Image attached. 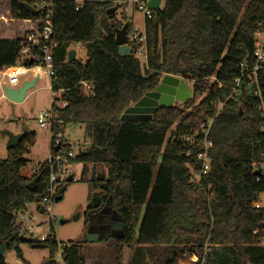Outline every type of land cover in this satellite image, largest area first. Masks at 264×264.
<instances>
[{
    "label": "trees",
    "instance_id": "16d2710c",
    "mask_svg": "<svg viewBox=\"0 0 264 264\" xmlns=\"http://www.w3.org/2000/svg\"><path fill=\"white\" fill-rule=\"evenodd\" d=\"M33 1L0 0L5 34L15 21L29 25L21 37L0 36V70L16 67L26 37L40 30L41 15L24 6ZM116 1L92 0L78 11L70 1L55 4L53 36L58 47L51 86L68 103L63 115L57 114L64 124L53 125L52 134L70 122L84 126L90 145L72 161L82 163L81 181L89 184L91 195L100 186L91 181L92 167L103 170L112 208L124 224L114 248L116 264H178L193 256L199 264H264V210L253 205L264 191V178L257 181L252 166L264 149L261 100L244 84L240 101H229L215 118L211 168L201 183L192 180L193 170L201 167L200 147L183 141L214 115L216 101L230 94L229 86L242 74L241 64H253L264 0H164L145 20L143 63L133 45L132 54L119 52L116 34L128 22L110 23L108 9ZM78 43L87 47L88 58L69 62L71 45ZM26 65L31 66L30 61ZM166 74L193 82L188 108L200 102L182 119L184 111L174 105L159 108L149 120H121ZM84 82L90 84L89 92ZM256 89L264 101V71L258 86L253 85ZM52 108L58 111L59 106L53 101ZM34 138L30 132L0 159V244L22 242L25 235L16 214L29 204L37 203L45 212L40 203L50 185V163H42L34 174L39 177L35 191L27 189L30 180L21 174L26 146ZM62 147L69 151L70 144ZM38 242L51 248L50 264H85L83 242L64 246L61 263L55 255L60 244L53 235ZM0 264L8 263L0 259Z\"/></svg>",
    "mask_w": 264,
    "mask_h": 264
},
{
    "label": "rangeland",
    "instance_id": "374dc122",
    "mask_svg": "<svg viewBox=\"0 0 264 264\" xmlns=\"http://www.w3.org/2000/svg\"><path fill=\"white\" fill-rule=\"evenodd\" d=\"M5 8L8 4L4 3ZM119 5V9L115 12L114 18L110 19V23H130L131 29L139 28L141 31L145 27L144 14L134 7L132 3L120 4L115 3L113 6ZM164 5V3H163ZM162 5V7H163ZM5 24L0 21V36L3 37H21L23 36L24 28L26 26L22 21H15L11 24L10 33L5 34V28L2 26ZM123 27V26H122ZM129 32V33H130ZM71 49L77 52L76 59L79 61H86L88 58V49L82 44H73ZM141 63L144 59H140ZM33 77L39 78L36 85L30 89L22 103H11L6 98L0 97V159H6L9 156V150L7 149L8 136L4 134V131L8 130L13 133H18L24 126H27L31 133L35 134V138L32 144L26 146V152L23 157L27 160L26 165L21 169V174L29 178V183L35 179L34 174L37 172L39 166L47 161L52 153V136L53 132L50 125L41 127L36 119L37 115L41 111L51 110L53 101L57 106L61 107V92L52 90L51 78L45 74L42 69L35 68L28 76L21 78V84L25 80ZM6 79L0 71V95L2 93L1 85L3 80ZM187 80V79H186ZM193 87V82L187 80ZM187 101V100H186ZM185 102H176L175 105L184 111V117L195 105L200 102L196 100V103L190 108L187 107ZM64 140L67 144H70V149L77 155L80 151H84L86 145L89 144V139L86 136L85 128L82 124L70 122L62 130ZM171 131L168 133L170 136ZM64 152L67 150L62 148ZM74 160V159H72ZM69 160L68 170L74 174L75 181L68 185V188L63 196V199L59 202H55V198L48 205L50 210L41 213L37 210L38 204L32 203L28 206V211L31 212L30 216H26L20 220L24 223L26 228L25 236L41 241L43 237L49 235L54 236L57 242L60 244V252L56 251V259L61 263V251L62 248L71 243L83 242L84 234L86 232V218L85 212L90 205L91 189L87 182L81 181L82 163H76ZM261 198L264 199L263 195ZM107 210L111 209L109 203L106 205ZM81 212V217L78 221L73 217ZM97 213V212H96ZM90 215V214H89ZM92 213L90 217L95 219ZM61 220H66V223H61ZM52 234V235H51ZM103 237V236H102ZM115 241L108 240L107 242H85L83 245V254L85 257V264H116V255L114 252ZM24 258L31 264H45L49 262L51 256V248H32L29 243L23 242L21 244ZM130 254V252H128ZM4 260L8 264H26L18 259L15 250L12 248L5 254ZM199 258H181L178 264H198ZM127 264V263H125Z\"/></svg>",
    "mask_w": 264,
    "mask_h": 264
},
{
    "label": "built area",
    "instance_id": "2783aa9c",
    "mask_svg": "<svg viewBox=\"0 0 264 264\" xmlns=\"http://www.w3.org/2000/svg\"><path fill=\"white\" fill-rule=\"evenodd\" d=\"M59 1H70L75 5V10H80L84 5L92 0H34L32 6L39 11L38 15H41L40 30L39 32L30 33L23 44L21 49V55L19 58L18 65L15 70L9 73L7 84L11 87L17 86L21 83V78L26 76L28 73L34 71L35 68H40L42 71L51 78V83L54 80V51L58 47V43L54 40V16L55 4ZM148 0H117L116 3L128 4L132 3L136 9L144 14V18L151 19L153 17L152 9L147 6ZM128 45L132 48L135 47L136 56L140 59H147V34L144 30L141 31L139 28H134L127 35ZM31 66H27L26 63L31 61ZM242 74L240 77L235 78L232 84L229 86L231 92L225 97V99H219L215 103V113L209 119L202 121L200 126L193 130L191 133L183 138L184 143L191 146L200 147L197 158L201 163L199 171L193 170L192 180L197 183H201L204 176L208 175L211 168V149L213 147V141L210 139V132L215 118L222 111L224 106L229 102H239L243 97V85L246 84L248 92L250 95H255L261 100L259 110L263 112L264 118V101H262L261 93L259 89L253 90V85L258 86V77L261 71H264V23L260 24L255 33V46L253 52V64L248 62H243L241 64ZM52 86V85H51ZM222 86V84H220ZM84 87L86 92L91 90L89 83L84 82ZM62 106L59 107L58 111L54 108L51 110H45L39 112L36 119L41 127H46L50 125L57 124L59 126L64 124V120L58 118V112L63 115L61 109L67 106V102L62 100ZM60 110V111H59ZM264 132V126L262 127ZM52 144L55 147V152H52L49 159L47 160L51 165V173L49 175V187L47 189V195L42 198L40 207L44 208L47 212L50 210L48 205L53 201L58 193V189L62 184L65 183L68 175L70 174L68 163L69 160L75 159L76 154L73 150L64 152L63 147L67 144L64 140L63 132L60 130L55 135L52 136ZM59 146L57 150L56 147ZM253 172L259 171V175H255L257 181H261L264 178V149L261 152V157L253 162ZM213 195V192H211ZM264 191L260 193L253 205L256 209L264 210ZM212 198V196L210 197ZM38 210V207H37ZM39 211V210H38ZM40 212V211H39ZM42 213V212H41ZM31 212L26 211L19 212L16 214V224L21 225L22 235L26 234V228L24 223L20 220L24 219L26 216H30ZM262 244L264 245V224L262 229ZM43 240L45 237L42 238ZM199 264V261H198Z\"/></svg>",
    "mask_w": 264,
    "mask_h": 264
},
{
    "label": "water",
    "instance_id": "95a60500",
    "mask_svg": "<svg viewBox=\"0 0 264 264\" xmlns=\"http://www.w3.org/2000/svg\"><path fill=\"white\" fill-rule=\"evenodd\" d=\"M162 0H148L147 6L148 8L152 10L159 9L161 5ZM25 8L33 15L37 16L39 14V11L35 9L31 4H25ZM119 9V5H115L108 9L109 18L113 19L115 12ZM128 28L129 24L126 23L121 29L117 31L116 34V42L119 45L120 48V54L126 55V54H132L133 49L128 45L127 40V34H128ZM77 52L73 49L69 51V62L76 59ZM32 63V60L30 61V64ZM39 78L35 79H27L24 81V83L20 87H8L5 86L3 89V92L5 93V96L7 100H9L12 103H22L25 100L27 92L32 89L36 83L38 82ZM193 96V87L188 83V81L185 78L174 76L171 74H166L162 77L159 85L156 87L155 90L146 92L145 95L137 101L132 106L128 107L124 113L121 115V120H149L152 119L154 113L159 108H167L172 107L175 105V102H185L189 98ZM30 133L27 126H24L20 132L13 133L11 131H4V134L8 136V142H7V149L12 150L16 149L21 142L25 139V137L28 136ZM90 143L88 144V146ZM56 149H59V146L56 147ZM254 175H259V171H255ZM39 180V177H35L33 181L28 183L26 185L27 189L30 191H35L37 187V182ZM75 181L74 174L71 173L68 175L66 181L64 184L61 185V187L58 189V193L55 196V202H59L63 199V196L68 188V185ZM91 181H98L100 182L101 189L95 190L90 199V207L92 209H97L101 206V204L105 201H108L110 198L108 190V184L106 182V175L104 174L103 170L96 169L95 166L92 167L91 171ZM106 191V192H104ZM257 197V196H256ZM109 204L111 205L112 202L109 201ZM81 212H78L73 219L78 221L81 217ZM66 220H61V223H66ZM115 222V221H114ZM119 224V225H118ZM113 229L115 230H121L122 234L124 231V224L123 223H114ZM111 235H105L104 237L100 238L99 234L92 233L89 234L86 238V240L90 243L95 242H105L109 240ZM122 237V235H120ZM84 239V238H83ZM20 240L25 243H32L31 247L36 249L41 248H47L48 244L42 243V242H36L35 239L30 238L28 236H21ZM12 239L9 241H6L5 243L0 244V259H4L5 254L8 250L12 248L11 246ZM13 249L15 250L17 257L19 260L26 264H31L27 262L24 258L23 251L21 248V244H15L13 246ZM45 264H50L45 263Z\"/></svg>",
    "mask_w": 264,
    "mask_h": 264
},
{
    "label": "flooded vegetation",
    "instance_id": "af4514ba",
    "mask_svg": "<svg viewBox=\"0 0 264 264\" xmlns=\"http://www.w3.org/2000/svg\"><path fill=\"white\" fill-rule=\"evenodd\" d=\"M176 102H178V101H176ZM99 189H101V186H99ZM107 191L109 192V188ZM104 192H106V191H104ZM109 195H110V192H109ZM109 201H111V197L108 199V201L103 202L101 204V206L97 209H92L89 205L87 211L84 213L85 218H86V223H85L86 232L84 234V240H86V238L89 234L97 233V234H99L100 238H102V236L104 237L105 235H111L109 240H111V241L113 240L117 243L118 239L120 238V235H123L121 230L113 229L115 222H117V223L118 222L123 223V222H122L119 214L117 212H115V210L112 208V204L111 205L109 204L111 209L107 210L106 205H107V203H109ZM92 213L94 214L93 216H95V219H92V217H90ZM107 241H105V242H107ZM36 242H38V240H36ZM18 243L22 244L23 242L12 241L11 242L12 248L15 244H18ZM83 243H84V241H83ZM31 244L32 243H29L30 246H31Z\"/></svg>",
    "mask_w": 264,
    "mask_h": 264
},
{
    "label": "crops",
    "instance_id": "0c3cea01",
    "mask_svg": "<svg viewBox=\"0 0 264 264\" xmlns=\"http://www.w3.org/2000/svg\"><path fill=\"white\" fill-rule=\"evenodd\" d=\"M163 3H164V0H162L161 5H160L159 8H162ZM14 70H15V67L7 68V69H5V70H0L1 73H2V75L6 78V79L3 80V83H2V85H1V90H2V93H1V95H0L1 98H6L5 93L3 92V89H4L5 86L11 87V86H9V85L7 84V81H8V76H7V75H8L9 73L13 72ZM29 74H30V73H28L26 76H28ZM26 76H24V77H26ZM32 79H35V77L31 78V80H32ZM38 81H39V80H38ZM21 85H22V84L20 83V84H18L17 86H13V87H20ZM6 99H7V98H6ZM11 103H12V102H11ZM194 257H196V256H194Z\"/></svg>",
    "mask_w": 264,
    "mask_h": 264
},
{
    "label": "bare ground",
    "instance_id": "6f19581e",
    "mask_svg": "<svg viewBox=\"0 0 264 264\" xmlns=\"http://www.w3.org/2000/svg\"><path fill=\"white\" fill-rule=\"evenodd\" d=\"M186 264H190V263H186ZM192 264H193V262H192Z\"/></svg>",
    "mask_w": 264,
    "mask_h": 264
}]
</instances>
